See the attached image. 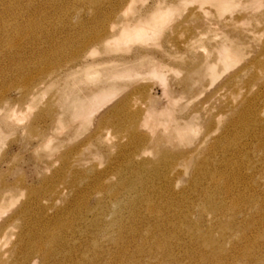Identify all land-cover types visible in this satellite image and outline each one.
I'll return each instance as SVG.
<instances>
[{"label":"rangeland","instance_id":"rangeland-1","mask_svg":"<svg viewBox=\"0 0 264 264\" xmlns=\"http://www.w3.org/2000/svg\"><path fill=\"white\" fill-rule=\"evenodd\" d=\"M0 14L8 23L0 28V255L6 256L0 264H9L11 250L30 233L58 225L63 215L79 218L74 256L93 243L122 250L111 241L116 226L107 236L97 223L96 206L104 197L96 191L99 182L76 172L96 170L98 177L109 176L108 184L117 178L136 183L153 167L164 170L163 151H186L189 160L180 162L184 172L174 177L171 201L197 194L190 180L210 154L215 168L240 165L264 194V173L246 170L251 161L259 163L261 151L254 160L229 155L230 164L220 146L208 151L222 135L227 113L248 108L255 98L264 109V0H0ZM97 32L108 36L97 41ZM113 91L88 110L92 117L75 116L73 101L92 105L101 92ZM135 153L139 161L133 163ZM153 182L165 184L160 178L147 183ZM199 211L192 209L193 219ZM231 216L230 209L218 219L208 213L204 229L243 218ZM262 227L253 248L264 251ZM70 235L59 243L57 257L66 254ZM107 261L102 253L91 256V264Z\"/></svg>","mask_w":264,"mask_h":264},{"label":"bare ground","instance_id":"bare-ground-1","mask_svg":"<svg viewBox=\"0 0 264 264\" xmlns=\"http://www.w3.org/2000/svg\"><path fill=\"white\" fill-rule=\"evenodd\" d=\"M1 1L6 2V0ZM2 11L5 12V10ZM6 24L8 23L0 14V28H5ZM107 36L108 33L97 32L96 40L103 41ZM89 45H84L82 50ZM255 75L254 78H258V74ZM114 95L115 91L110 94L101 92L93 99L92 105H86V101L77 103L76 100L70 105L74 108L77 118L83 117L89 109L95 111L98 106L100 107ZM259 103L260 100L255 98L250 101L248 108L235 109L227 113L229 118L226 119V125L221 131L222 135L216 138L208 148V151H212L213 144L223 148L222 160L227 164H230L229 155L245 156L247 159L254 160L256 150L261 151L259 163L251 161L249 168L246 169L247 172L252 171L250 175L264 173V109ZM93 113V111L88 113L89 118ZM237 130H241L242 134L238 135ZM240 136L245 142L229 146ZM198 149L199 147L191 154ZM136 154H130V158L134 159H132L133 163L139 161L135 159ZM188 154L186 151L179 154H172L168 150L163 151V156L167 159L164 170L160 171L158 167L152 166L154 173L147 174L149 178L148 176L146 178V175L143 178L140 177L136 183L117 178V181L108 184L104 179L109 176L104 177L101 174L98 177L96 170L75 173V175L82 174L80 176H87L90 173L99 182L96 191L102 193L104 197L99 199L100 202L96 206L97 223L101 225V234L107 236L110 234L109 228L116 226L117 233L115 236L110 234L111 241L115 245H121L122 250L108 251L105 246L93 243L91 248L88 247L82 251L80 258L74 256L76 248L73 247L72 241L79 238H74L78 234L76 223L79 222V218L63 215L58 220V225H48L37 235L30 233L29 238L22 241L21 247L13 248L12 260L10 258L9 264H37L38 261L40 264H68L67 262L71 261H74V264H91V256L97 253L107 255L108 264H111L110 257H114L115 264H264L263 249L260 250L259 245L256 250L253 248L255 238L261 237V227L264 226V194L255 189L259 186L256 179L247 177L240 165H235L231 170H224V164L219 163L215 168L210 160L211 154L201 155L204 158L199 160V165L190 180V188H195L191 189L196 190L197 194L185 200L179 197V201H171L174 177L184 172L180 162L189 160ZM138 164L141 165V163ZM115 171L117 175L120 174L117 170ZM157 178L164 181L165 184L162 187L155 186L154 182L149 185ZM205 181H207L206 186L203 185ZM166 191L170 196L166 195ZM213 192L219 200L213 199ZM154 194L158 195L160 200L159 198L154 200L152 197ZM222 194L225 197H231L234 203H228ZM111 205L116 208H112ZM121 207L129 209L131 213L126 216ZM194 208H200L199 218H194L195 220L191 215ZM229 209L233 216L238 217L241 214L242 221L232 220L231 224L215 221L208 225L206 230L204 229V217L208 213L218 219L221 217L219 215H225ZM143 212L144 215H142ZM106 216H111V219L108 220ZM81 219L86 220V218ZM216 227L218 230L221 228L217 232L219 236L214 234ZM68 232L71 235L63 243L66 254L59 258L57 254H62L59 243L63 237L68 236ZM172 238L179 242L175 243ZM227 241L230 242L229 248L225 246ZM131 245L134 247L131 248ZM4 257L2 258L1 254L0 260L1 258L4 260Z\"/></svg>","mask_w":264,"mask_h":264}]
</instances>
